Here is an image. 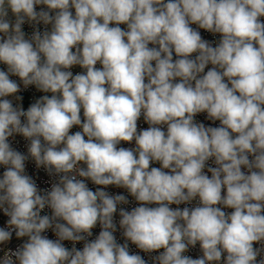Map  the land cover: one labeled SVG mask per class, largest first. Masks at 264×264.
Masks as SVG:
<instances>
[{"label": "clouds", "instance_id": "clouds-1", "mask_svg": "<svg viewBox=\"0 0 264 264\" xmlns=\"http://www.w3.org/2000/svg\"><path fill=\"white\" fill-rule=\"evenodd\" d=\"M0 169V264H264V0H0Z\"/></svg>", "mask_w": 264, "mask_h": 264}, {"label": "built area", "instance_id": "built-area-1", "mask_svg": "<svg viewBox=\"0 0 264 264\" xmlns=\"http://www.w3.org/2000/svg\"><path fill=\"white\" fill-rule=\"evenodd\" d=\"M121 27H125L124 25H121ZM195 27V26H193ZM24 30L26 33H28L29 35L31 34L32 32V27H30L29 25L25 24L24 25ZM41 30H43V26L41 25ZM201 31V34L202 36L205 38V39H209L210 41L213 42V46H215V43L219 40V36L216 35V36H213L212 34L210 33H207L206 31L204 30H200ZM99 67V65H97ZM209 67H211V65H209ZM207 70V69H206ZM73 73H77V72H81L82 69H80L78 66L73 68L72 69ZM15 79V78H14ZM21 95L24 96V100L22 101L23 103V106L25 108V110L27 109V107L29 106V104L31 102H33V100L35 98H38L40 95H43V93H39L37 92L34 87H30L29 90L27 91H24L22 93H20ZM198 120L200 121H203L205 122L206 125H211V126H218L219 125V122H215V124H213L211 121H206L204 119V114H201L197 117ZM138 127L139 128H147L148 125L143 121V119L141 118V120L138 122ZM80 129L78 127H74L72 129L73 132L75 131H79ZM26 144L27 142L23 140L22 137H19L17 136L15 138V140H13V146L16 147L18 150L22 151V152H26ZM121 146H124V147H130V146H134L133 145H128L126 143H123L122 142V145ZM152 166H155V167H159L160 165L159 164H153ZM26 170L28 172V174L32 175L34 179L37 180V183L40 187L42 188H48L51 186V182H52V178L48 177L46 172L41 168V169H37L35 167V164L33 161L29 160L27 162V165H26ZM0 172H2V169H0ZM210 175V173H209ZM88 184H89V187L92 189V190H95L97 187H103V186H96L94 184H92L90 181H88ZM106 191H108L110 194H124V195H128L126 190L124 189H120V188H116L115 186H109L108 188L105 189ZM128 199L130 201V203L128 205H120L118 206V209L119 207H123L125 208L126 210H131L133 207L135 206H138L136 204V202L134 201V198H132L131 196H128ZM195 203L196 202H193L192 205H180L179 207L183 208L185 206H188V207H192V206H195ZM172 207H177L176 205H172ZM46 212L48 211L47 209L45 210ZM227 211H231L230 209L227 210ZM120 217H119V214L117 212L116 216H115V220L117 222V226H118V221H119ZM100 226L97 225L96 228L93 229V236L89 239H95V237L99 234V231H100ZM47 235H49V238H55L54 235L49 232L47 233ZM116 237H117V241L120 242V243H123L124 242V238L122 237L121 235V230H119V227H118V230L117 232L115 233ZM19 243V241H13V245ZM65 244L68 246V247H71V243L70 242H65ZM78 248H82L83 247V242L79 243L77 245ZM130 247V252L131 253H139L140 255H142L146 260L149 259V256L148 254H145L143 252H140L139 249H137L135 247V245H129ZM162 251V250H160ZM158 253H153V255H156ZM185 255H188V256H191L192 258H198L200 255H202V253L200 252L199 250V245H197V247L195 249H190L187 253H185Z\"/></svg>", "mask_w": 264, "mask_h": 264}]
</instances>
